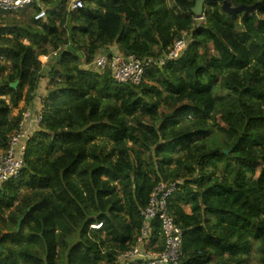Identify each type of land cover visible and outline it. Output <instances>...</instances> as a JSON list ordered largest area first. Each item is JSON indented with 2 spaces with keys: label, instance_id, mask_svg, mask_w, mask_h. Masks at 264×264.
Masks as SVG:
<instances>
[{
  "label": "trees",
  "instance_id": "trees-1",
  "mask_svg": "<svg viewBox=\"0 0 264 264\" xmlns=\"http://www.w3.org/2000/svg\"><path fill=\"white\" fill-rule=\"evenodd\" d=\"M68 1L41 0L39 20L37 4L19 21L0 12V150L26 109L42 115L19 175L0 183V264H143L117 259L155 185L176 180L179 264H264V0H228L259 2L236 15L208 1L201 19L195 0ZM178 39L179 57L138 85L89 66L113 45L156 59Z\"/></svg>",
  "mask_w": 264,
  "mask_h": 264
},
{
  "label": "built area",
  "instance_id": "built-area-1",
  "mask_svg": "<svg viewBox=\"0 0 264 264\" xmlns=\"http://www.w3.org/2000/svg\"><path fill=\"white\" fill-rule=\"evenodd\" d=\"M33 4L40 7L35 19H43L45 9L37 0H19V2L17 0H0V12L15 13ZM68 7L70 9L82 8L83 1L69 0ZM185 46L186 40L178 39L167 52L156 59L151 57L138 58L133 54L124 55L112 49L110 51L102 50L94 57L89 66L97 72L108 69L112 78L118 84L131 83L138 85L147 68L154 65L161 66L168 60L177 59ZM55 55L56 52L51 54V56ZM41 120L42 115L39 109L31 114H23L18 129L9 137L7 148L0 150V183L19 175L24 164L26 141L38 128ZM179 184H181L180 180L160 181L155 185L146 206L141 210L142 223L137 243L118 256V263L139 260L143 264H179L183 231L169 213L167 206L168 198ZM154 220L159 221L160 224V234L163 240V248L160 250L148 246ZM90 227L98 229L100 224H92Z\"/></svg>",
  "mask_w": 264,
  "mask_h": 264
},
{
  "label": "water",
  "instance_id": "water-1",
  "mask_svg": "<svg viewBox=\"0 0 264 264\" xmlns=\"http://www.w3.org/2000/svg\"><path fill=\"white\" fill-rule=\"evenodd\" d=\"M208 1L221 2L222 11L228 15H236L240 13H244V14L252 13L255 10V8L259 5V2H255L252 5L241 4L238 6H233L229 3L228 0H195L194 6L192 7L191 11L194 13L196 18L202 17L203 11H204V4L205 2H208ZM17 84L18 82L16 81V82L11 83L10 86L14 88L16 87ZM224 152L227 153L228 151L225 150ZM20 220H18V226H19Z\"/></svg>",
  "mask_w": 264,
  "mask_h": 264
},
{
  "label": "rangeland",
  "instance_id": "rangeland-1",
  "mask_svg": "<svg viewBox=\"0 0 264 264\" xmlns=\"http://www.w3.org/2000/svg\"><path fill=\"white\" fill-rule=\"evenodd\" d=\"M37 2L43 7V9H45L46 10V8H47V5H45V4H43L42 2H41V0H37ZM165 3H166V5L168 6V7H172L173 5H174V2L173 1H171V0H165ZM11 19H15L16 21H19L20 19H21V16H20V14H17V13H15V14H12V16H11ZM199 19H201V18H199ZM51 58V54H48L47 56H40L39 57V59H40V61H41V63L43 64V66H45L47 63H48V61H49V59ZM45 79H42L40 82H41V84L39 85V87H38V89H37V92H36V104H38L39 103V99H40V95L41 94H45V90H44V86H45ZM24 105V102L23 101H21L20 103H19V107H22ZM36 107V106H35ZM35 107H33V109H35ZM38 109V108H37ZM16 112H17V109H14L13 110V114H16ZM185 210H187L188 211V208L187 207H185ZM255 262V259L253 258L252 260H251V264L252 263H254Z\"/></svg>",
  "mask_w": 264,
  "mask_h": 264
},
{
  "label": "crops",
  "instance_id": "crops-1",
  "mask_svg": "<svg viewBox=\"0 0 264 264\" xmlns=\"http://www.w3.org/2000/svg\"><path fill=\"white\" fill-rule=\"evenodd\" d=\"M111 49L112 50H114V51H116V52H118V48H117V46L116 45H113L112 47H111ZM46 80V79H45ZM40 84H41V82H40ZM45 86L44 87H46V81H45ZM44 90H45V88H44ZM39 101V100H38ZM33 103L36 105V97H35V99H34V101H33ZM35 110H37V108L35 107V109H33L32 107H29L28 109H26L25 111H24V113L23 114H26V113H34L35 112ZM152 247L151 248H153V249H155L156 247H157V243H154L153 245H151Z\"/></svg>",
  "mask_w": 264,
  "mask_h": 264
},
{
  "label": "snow or ice",
  "instance_id": "snow-or-ice-1",
  "mask_svg": "<svg viewBox=\"0 0 264 264\" xmlns=\"http://www.w3.org/2000/svg\"><path fill=\"white\" fill-rule=\"evenodd\" d=\"M17 2H19V0H17Z\"/></svg>",
  "mask_w": 264,
  "mask_h": 264
}]
</instances>
